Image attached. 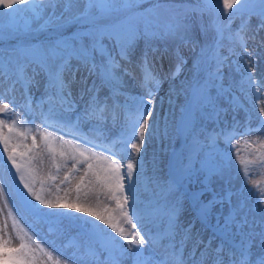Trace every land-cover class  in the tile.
Instances as JSON below:
<instances>
[{"label": "snow or ice", "instance_id": "1", "mask_svg": "<svg viewBox=\"0 0 264 264\" xmlns=\"http://www.w3.org/2000/svg\"><path fill=\"white\" fill-rule=\"evenodd\" d=\"M145 2L0 0V19L9 18L6 26L0 25V41L6 44L10 37L31 40L46 34L36 43L21 40L0 47V156L6 153L15 169L8 176L0 172V202L8 208L9 198L18 201L46 219L49 231L74 229L75 235L68 239L74 248L73 264H264V211L257 207L264 204V198L258 194L255 204L249 205L239 189L222 186L216 190L209 183L219 177L230 184L227 173L232 153L240 165L243 189L254 190L247 187L250 168L264 169V122L259 119L264 117V107L256 113V127L247 118L250 113L243 121L235 115L230 123L223 120L228 110L235 113L242 107L234 88L245 97L252 94L254 106L264 103V75L257 79L256 73L262 55L259 48L264 47V38L258 40L264 32V0H196L195 5L179 6L150 0L148 7H142ZM176 8L184 11L167 18L161 15ZM21 12L26 14L22 21L17 19ZM189 13L198 15L205 37L209 31L214 33L211 41L199 45L192 39ZM235 19L240 24L233 30ZM140 40L145 50L133 64ZM156 40L177 42L172 53L175 64L163 76L149 59L150 54L162 57L168 52L167 47H154ZM225 40L227 55L221 53ZM250 42L255 45L252 50ZM182 46L192 50V67L177 87L173 81L187 64ZM126 65L140 73L139 95L127 90L124 78L136 76ZM225 68L239 77L228 86L224 84ZM81 69L87 75L80 78L81 89L74 96L72 85ZM91 76L96 79L89 85ZM37 77L44 80L39 97L32 92L40 83ZM165 81L169 87L159 97L158 108L157 97ZM103 88L108 89L105 96L100 95ZM16 92L20 105L6 98ZM226 95L231 100L228 110L219 105ZM180 96L184 103L177 114L175 98ZM165 99L169 110L160 118ZM36 120L42 125L35 129L41 137L39 144L33 134ZM205 122L213 124L211 130ZM109 124L118 126L114 136L106 130ZM253 132L259 135L246 139ZM30 135L31 146L26 143ZM157 137L169 144L180 140L181 149H173L166 164L154 153L149 174L141 153ZM234 140H242L243 149ZM242 150L246 156L242 157ZM162 152L167 155V148ZM34 161L41 168L47 166L51 181L59 180L54 184V197L53 186L46 192L44 181L37 189ZM194 183H200L199 190H192ZM66 184L64 195H59ZM206 193L211 197L204 199ZM73 212L84 215L73 216ZM185 213L189 214L187 223L181 221ZM8 216L13 220L11 230L7 220L0 226V264H68L53 259V252L38 243L34 234L18 227L11 208ZM197 223L201 229L194 232ZM206 229L212 235L205 242L202 232ZM190 240L193 249L186 257ZM214 240L219 241L215 247ZM201 245L199 259H192ZM254 245L261 249L255 259Z\"/></svg>", "mask_w": 264, "mask_h": 264}, {"label": "rangeland", "instance_id": "2", "mask_svg": "<svg viewBox=\"0 0 264 264\" xmlns=\"http://www.w3.org/2000/svg\"><path fill=\"white\" fill-rule=\"evenodd\" d=\"M145 3L146 4H144L142 7H148L150 1L145 2ZM183 11H184V9L176 8V9H173L172 11H169V12L162 11L161 15L163 17L167 18L168 16L174 14L175 12H181L182 13ZM25 16H26V14L24 12H21V13H19V16L17 17V19H20L22 21L23 18H25ZM189 16H190L191 21H192V32H191L192 39L194 41L198 42L199 45H203L205 43L206 39L208 41H211L213 36H214V33L209 31L207 34V37L204 38V35L200 31V18L198 17V15L195 13H189ZM5 19H6V16L3 17V19H0V22L5 21ZM8 20H9V18H8ZM208 21H209V17L207 15H205L203 17L204 24L207 25ZM8 23H6L5 26ZM255 23H256V21H255V19H253L252 24L254 25ZM239 24H240V20L235 19L231 25L232 29L235 30L239 26ZM260 38H264V32L260 33V37H258V40ZM43 39L44 38H39L38 41L43 40ZM176 43L177 42L173 41V40H167V41L156 40V41H153V46L156 48H159L161 50H163L165 47L168 48V52L165 53L162 57H160V53H156L155 56L150 54V56H149V59L155 63L156 68L158 69L161 76L169 73L175 64V59H174L172 53L175 50ZM223 43H224L225 47L221 49V53L223 55H227L228 41L225 40V41H223ZM248 47L250 50H252L255 47V45L252 42H250ZM144 50H145L144 41L140 40L137 43L136 49L132 55L133 64L140 59ZM198 50H199V48H197V51ZM259 51L262 53V55H261V59L258 62L257 68H256L257 79H260L261 75L264 73V47H260ZM180 52L184 56V58L187 60V64L184 66V69L180 73V75L173 81V83L177 87L179 86L180 82L185 79L186 76L190 75L189 69H191V67H192V58H193V53H192V50L190 47L182 46L180 48ZM156 57H160V58L157 59ZM73 63L75 64V61H73ZM126 66L132 67L130 65H126ZM132 71L135 73L136 79H131L129 77H125L124 79L126 81V86H127L128 92H130L133 96H135V95H139L141 92V89L138 87V80L140 77V73L134 67H132ZM224 73H225V77H224L225 86H228L231 80L239 79V77L235 76L234 73L230 75L228 68L224 69ZM86 75H87V73L83 69H81V71L77 73V82L72 85V91H73L74 96H78L79 91L81 89V84L79 83L80 78L82 76H86ZM37 79L40 81V83H39L38 87L32 88V92L35 96L39 97V95L41 94V92L44 89V80L42 77H37ZM93 79H96V78L94 76L88 77V84L89 85L92 83ZM97 82L99 83V81H97ZM168 87H169L168 82L165 81L161 90H160L159 96L157 97L158 108H159V97L165 96V94L168 90ZM233 91H235L236 94L238 96H240V99L242 101V107L239 111H237L235 113L232 112L231 110H228L230 108V104H231L230 96H228V95L223 96L219 100V105L222 109L228 110L226 115H223V120L230 123L234 115H235L236 119L239 120L238 115L240 113H242V115H244L245 118H246V113H250V116H248L247 118L248 119L250 118L253 127H256L257 122H258V118H257L256 113H257L259 107H264V103H261L259 105L254 106L253 101L250 98V95H252V94H250L249 97H245L243 94L239 93L235 88L233 89ZM107 93H108V89L103 88V89H101L100 95L105 96ZM213 94H215V93L213 92ZM262 95H264V93H262ZM6 98L7 99H13L14 98L17 101L18 105L22 104V101L20 100L18 92L9 93V94H7ZM175 102L177 104L176 111H177V114H179V107L178 106L180 104L184 103V97L183 96L176 97ZM168 110H169V105L167 103V99H165L163 107L160 108V110L158 112V116L160 118H163L168 113ZM21 115H23V113H21ZM259 119L261 122H264V117H261ZM161 121H162V119H161ZM36 122H40V121L36 120ZM205 123L207 125H210V127L208 129H212L213 124L211 122H205ZM106 130L110 133V135L114 136L118 132V126L109 124L108 128ZM33 134H35L37 136V142L41 143L40 134L34 130H33ZM258 135H259L258 133L253 132L251 134V136L246 137V139L251 140V139L256 138ZM26 143L30 146L31 135L28 137V140L26 141ZM233 143H240L242 149L244 147L242 140H234ZM220 147L223 148L222 142L220 144ZM162 148H167V155H165L162 152ZM173 149H176V150L181 149V141L180 140H174L171 144H169L167 141L162 142L161 139L159 137H157L154 141L147 142L146 151L142 150V153H141L145 157L146 171H149V174H150L151 162H152L154 153H156L157 156L159 157V159L163 161V164H166L168 162L170 156H171ZM0 151H2V145H0ZM241 155H242V157L246 156L247 152H244L242 150ZM163 164L161 165V167H163ZM41 170H47V168L46 169L43 168ZM249 171H250V177H249L250 183L248 184L247 187L254 189L251 192H249V191H247L241 187L242 183H243V175L240 172V165L238 164V162L236 160L235 154L232 153L231 164H230V168H229L228 173H227V177H230V181H231L230 184H225V182L223 180H221L219 177H212L210 182H209L210 186L213 189L219 190V188L222 186L226 187L227 185H230V188H232L233 190L239 189L243 193V196L247 199L248 204L253 205V204H255V202L257 200L258 194L261 198H264V169L252 167L249 169ZM0 172H2V174L4 176H8L10 172L11 173L15 172V169L11 168V163L9 161H7V154L6 153L3 156H0ZM76 175H82V173H78ZM36 176H37V178H36L37 189L40 188V182L44 181V184H46L45 185V191L47 192V189L49 186H53L52 196L53 195L55 196L57 194L56 191L54 190L55 189L54 184H59V180H57L55 182L51 181L48 178L47 173L44 174V177H41L40 172H37V175H35V177ZM62 177H63V172H61V174H60L61 179H62ZM203 179H204V177L201 176L200 180H203ZM17 180H18V178H17ZM76 183H77V181L74 179L72 181V184H71L72 191L70 192V198H72V199H75V184ZM20 187L22 188L23 186L20 185ZM65 187H68V185L66 184V185L61 186V190L59 192V195H61V196L64 195V188ZM200 187H201L200 183H194L191 186L192 190H199ZM6 195H7V193H6ZM210 197H211V193H206L205 197H203V198L208 199ZM186 207H187V205H186ZM257 207H259L260 210L264 211V204H259V205H257ZM0 208H3L2 202H0ZM9 208H11L13 210V214L16 216V219L19 221L18 227H23V228L27 229L28 231H30L32 234H34L38 243H42L45 248H47L49 251L53 252V259L59 258L62 261L67 260L68 264H73L74 248L69 246L68 239H69V237L75 235L74 229H67L63 233H58L56 231H49V226H48V223L46 222V219H44L40 216L34 215L31 211L26 210L18 201H13L11 198H9L8 208H3V212H0V226H3L5 220H7V225H8L9 231L11 230V225L13 223L12 217L8 216V209ZM46 211H48V212H51V211L69 212L71 210L46 209ZM72 215L73 216H82L84 214H82V213L79 214V213L73 212ZM88 219H91V218L89 217ZM188 219H189L188 213H185L181 216V221H183L185 223H187ZM200 229H201V225L199 223H197L196 228L193 231L195 232V231L200 230ZM211 235H212L211 229H206V230H203V232H202L203 240L205 242L208 240V238ZM218 242L219 241L214 240L212 246L215 247ZM192 249H193V241L190 240L185 247V256L186 257L188 255V253L192 251ZM202 249H203V245H201L199 248H197L196 249V255L192 259H194V260L199 259V254H200V251H202ZM260 251H261V249H259L256 245L253 246L252 252H253L254 259H255L256 255L260 253ZM44 259L47 261L46 257ZM47 264H51V261H47Z\"/></svg>", "mask_w": 264, "mask_h": 264}, {"label": "trees", "instance_id": "3", "mask_svg": "<svg viewBox=\"0 0 264 264\" xmlns=\"http://www.w3.org/2000/svg\"><path fill=\"white\" fill-rule=\"evenodd\" d=\"M149 1L150 0H146V2H149ZM195 1L196 0H161V3L179 6V5H195L196 4ZM180 9H183V8H180ZM8 22H9L8 17H6L5 21L0 22V25H5ZM4 30H5V33L7 34V30L6 29H4ZM71 30L72 29H68V31H71ZM45 35L46 34L41 33L35 39H31V40H29V38L24 37V36L10 37L7 40L6 44L3 41H0V47L15 45L21 40L24 41L25 43H27V42L36 43V42H38L39 38H45ZM204 38H206V37L204 36ZM162 126H163V120L161 121V127ZM226 187H230V185H227Z\"/></svg>", "mask_w": 264, "mask_h": 264}, {"label": "bare ground", "instance_id": "4", "mask_svg": "<svg viewBox=\"0 0 264 264\" xmlns=\"http://www.w3.org/2000/svg\"><path fill=\"white\" fill-rule=\"evenodd\" d=\"M262 75H264V73L262 74ZM130 86V85H129ZM254 113V112H253ZM239 120L240 121H243L244 119H245V116L244 115H242V113H240L239 115ZM243 117V118H242ZM250 119V118H249ZM257 121V120H256ZM36 124L33 126V130L35 131V129L36 128H42V125H41V122H35ZM206 127L207 128H209L210 127V125H207L206 124ZM43 131H52L53 132V135H55V136H60V135H64V139H70L71 137L68 135V134H66V133H61L60 131H56V130H53V129H51V128H43L42 129ZM209 130H211V129H209ZM97 142H99V141H97ZM39 144V143H38ZM30 146H31V144H30ZM93 150H97V149H93ZM36 151H39V149H37ZM35 153H32V155H34ZM105 154H107V153H105ZM122 163H124V161H122ZM33 165H34V167H35V175H37V172H40V176L41 177H44V174H46L47 173V170H41V169H43V168H41L40 166H38L37 164H36V162L34 161L33 162ZM45 169L47 168V166H45L44 167ZM40 169V170H39ZM43 174V175H42ZM83 174V173H82ZM36 178H37V176H36ZM46 185V184H45ZM47 188V187H46ZM55 190V189H54ZM56 194V193H55ZM54 196V195H53ZM101 199L103 200L104 198H103V196H101ZM133 211H135V206H133V209H132ZM79 214H81V213H79ZM91 218V217H90ZM92 219V218H91ZM97 223H99V222H97ZM138 227H139V225H138ZM109 231H111L110 229H109ZM114 234V233H113ZM115 235V234H114ZM253 259H254V257H253Z\"/></svg>", "mask_w": 264, "mask_h": 264}]
</instances>
